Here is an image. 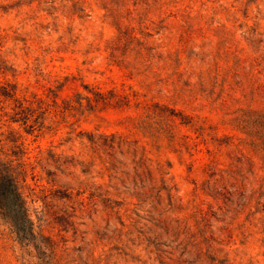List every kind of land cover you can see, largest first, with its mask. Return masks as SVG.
Segmentation results:
<instances>
[{"label":"rangeland","instance_id":"374dc122","mask_svg":"<svg viewBox=\"0 0 264 264\" xmlns=\"http://www.w3.org/2000/svg\"><path fill=\"white\" fill-rule=\"evenodd\" d=\"M263 72L264 0H0V83L128 96L130 108L85 113L75 129L133 143L110 163L85 135L20 131L30 162L51 152L60 171L26 178L35 240L0 208V264H264V162L234 149ZM170 110L195 123L177 125L174 146Z\"/></svg>","mask_w":264,"mask_h":264},{"label":"trees","instance_id":"16d2710c","mask_svg":"<svg viewBox=\"0 0 264 264\" xmlns=\"http://www.w3.org/2000/svg\"><path fill=\"white\" fill-rule=\"evenodd\" d=\"M124 35L119 32L114 44ZM261 74L263 78L255 83V87L250 92V100L257 104V108L242 111L234 120L237 128L244 135L243 138H237L234 149L241 154L240 147H245L264 162V72ZM83 88L86 95L76 94L73 99H61L59 91L29 92L27 88L19 90L17 84L0 83V125L6 129L5 141L8 147L6 161L3 163V170L0 171V208L9 217L16 234L21 239L35 240L36 237L34 223L29 216L26 199L22 193L23 189L33 190L27 186L26 178L28 175L35 178L34 171L37 167L48 177H54L55 172H51L47 167L54 166L53 168L60 171V157L48 152V161L36 156L34 161L30 162V145L26 143L20 131L26 136L39 138L47 134L56 135L60 130L67 129L66 141H73L79 135H85L91 149L108 158L110 163L114 162L115 147L133 145L126 140L127 138L115 134L76 133L75 126L79 117L85 113L118 109L123 106L130 108L128 96H122L113 90L103 93L88 86ZM143 109L145 114L149 113L148 104L145 103ZM163 120L162 133L170 140L172 146L177 136V125H195L191 117L183 116L173 110L167 111ZM185 120L187 122H183ZM177 121L179 123H176ZM14 125L18 128H14ZM50 182L55 185L54 179ZM64 191L63 198H68L66 190ZM159 196L160 194L157 193L153 197L158 200Z\"/></svg>","mask_w":264,"mask_h":264}]
</instances>
